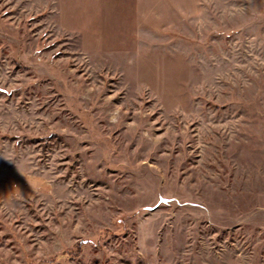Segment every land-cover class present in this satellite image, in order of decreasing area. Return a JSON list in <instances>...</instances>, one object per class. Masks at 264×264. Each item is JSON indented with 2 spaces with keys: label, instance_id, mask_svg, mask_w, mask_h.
Here are the masks:
<instances>
[{
  "label": "rangeland",
  "instance_id": "1",
  "mask_svg": "<svg viewBox=\"0 0 264 264\" xmlns=\"http://www.w3.org/2000/svg\"><path fill=\"white\" fill-rule=\"evenodd\" d=\"M172 1L82 45L0 0V264H264V0Z\"/></svg>",
  "mask_w": 264,
  "mask_h": 264
},
{
  "label": "crops",
  "instance_id": "2",
  "mask_svg": "<svg viewBox=\"0 0 264 264\" xmlns=\"http://www.w3.org/2000/svg\"><path fill=\"white\" fill-rule=\"evenodd\" d=\"M67 1L63 0V3L66 4ZM70 2L72 6L76 5V9L71 10V15H76L78 19L76 24L73 20L72 27H78L75 31L77 35L74 36L79 38L82 45H136L142 41L143 36L148 37L146 40L149 42L157 43L151 39L158 35L157 30L173 28L171 23L173 16L167 15L174 7L172 0H70ZM176 4L179 12H185V0H178ZM142 20L145 24H141ZM95 37H99L100 41H90ZM153 39L156 40L158 37Z\"/></svg>",
  "mask_w": 264,
  "mask_h": 264
}]
</instances>
